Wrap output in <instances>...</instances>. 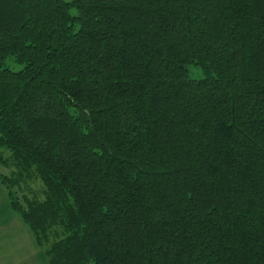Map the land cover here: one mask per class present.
Listing matches in <instances>:
<instances>
[{"label": "trees", "instance_id": "16d2710c", "mask_svg": "<svg viewBox=\"0 0 264 264\" xmlns=\"http://www.w3.org/2000/svg\"><path fill=\"white\" fill-rule=\"evenodd\" d=\"M0 149L47 264H264V0H0Z\"/></svg>", "mask_w": 264, "mask_h": 264}, {"label": "rangeland", "instance_id": "374dc122", "mask_svg": "<svg viewBox=\"0 0 264 264\" xmlns=\"http://www.w3.org/2000/svg\"><path fill=\"white\" fill-rule=\"evenodd\" d=\"M72 1V0H65ZM13 68L18 70L19 67ZM200 72L190 68L189 76L199 78ZM2 160V161H1ZM10 183L6 188L0 180V264H47L46 257L34 240L30 228L10 208L9 190L12 196L22 202L43 199V184L34 168L26 170L10 152L0 149V179Z\"/></svg>", "mask_w": 264, "mask_h": 264}]
</instances>
